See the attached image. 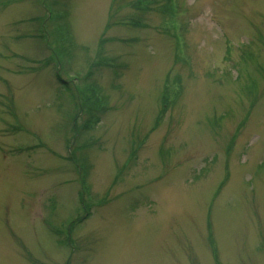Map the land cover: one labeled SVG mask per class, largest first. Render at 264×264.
I'll return each mask as SVG.
<instances>
[{
	"label": "rangeland",
	"instance_id": "rangeland-1",
	"mask_svg": "<svg viewBox=\"0 0 264 264\" xmlns=\"http://www.w3.org/2000/svg\"><path fill=\"white\" fill-rule=\"evenodd\" d=\"M135 2L0 0V264H264V0Z\"/></svg>",
	"mask_w": 264,
	"mask_h": 264
},
{
	"label": "trees",
	"instance_id": "trees-1",
	"mask_svg": "<svg viewBox=\"0 0 264 264\" xmlns=\"http://www.w3.org/2000/svg\"><path fill=\"white\" fill-rule=\"evenodd\" d=\"M119 1L121 0H117V3L119 4ZM123 1V0H122ZM135 9L136 11H140V12H151V11H159V12H163V13H166V12H170V6H171V1L170 0H136L135 2ZM159 9V10H158ZM38 23H41V28H40V32H41V35L37 36L39 39H41L42 41H44V24L42 22V20L40 21L39 19L36 20ZM132 21V26L133 27H137V28H141V27H144L146 24H144V22L140 19V18H135L133 17L131 19ZM41 36V38H40ZM41 40H39L41 42ZM96 64V63H95ZM98 64H96L94 67H97ZM106 65H108V60L106 61ZM92 71L89 72V74L86 76V79L90 78L92 76ZM56 78L57 80L62 83V86H64L67 90H68V85L66 84V82L63 81L61 75L59 73H56ZM82 96L84 97V99H86V102L87 101H91L93 103H95V99H94V95H93V92L89 89L88 92H82L80 91ZM80 96V97H82ZM162 104H166L167 101H168V98H167V95L164 94L162 96ZM79 102V101H78ZM168 105H166L167 107ZM95 107H93L92 109H85L84 107V104L82 102H79V111L80 113L83 112L82 114H86L89 116V120L92 121V119H95V117H93L95 115ZM89 122V121H88ZM213 123V125H218L220 122H219V119H213L211 121Z\"/></svg>",
	"mask_w": 264,
	"mask_h": 264
}]
</instances>
